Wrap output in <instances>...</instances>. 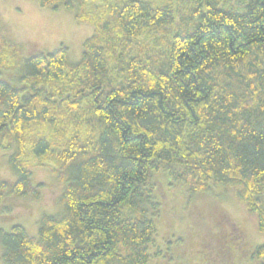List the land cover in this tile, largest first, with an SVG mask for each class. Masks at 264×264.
Instances as JSON below:
<instances>
[{"label":"trees","instance_id":"obj_1","mask_svg":"<svg viewBox=\"0 0 264 264\" xmlns=\"http://www.w3.org/2000/svg\"><path fill=\"white\" fill-rule=\"evenodd\" d=\"M38 1L94 33L72 63L0 23V151L17 175H0V204L40 201L37 168L62 185L37 234L0 228L4 264H184L159 250L174 232L157 239V172L193 196L233 190L264 231V0Z\"/></svg>","mask_w":264,"mask_h":264},{"label":"rangeland","instance_id":"obj_2","mask_svg":"<svg viewBox=\"0 0 264 264\" xmlns=\"http://www.w3.org/2000/svg\"><path fill=\"white\" fill-rule=\"evenodd\" d=\"M233 2L243 4V0ZM0 23L14 42L30 51L36 47L53 51L61 44L67 45L72 63L82 59L84 42L94 33L91 24L76 20L74 11L44 7L38 0H0ZM0 175L17 176L4 151H0ZM167 177L164 172L156 173V194L165 192L159 198L161 228L157 239L165 243L173 235L171 231L174 232L170 246L165 243L158 247L168 263L260 264L264 261V257L257 255V248L264 244V231L259 229L256 215L234 196L233 190L217 187L193 196L183 185L166 186ZM35 181L45 184L42 199L10 198L2 202L0 228L9 230L12 224L20 223L31 234H37L41 216L59 210L60 181L46 168L36 169ZM2 254L0 240V264H4Z\"/></svg>","mask_w":264,"mask_h":264}]
</instances>
